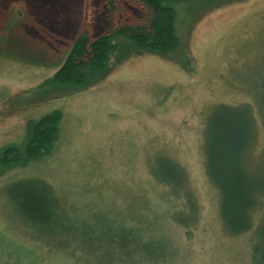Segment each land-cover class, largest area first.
Here are the masks:
<instances>
[{
	"label": "rangeland",
	"instance_id": "1",
	"mask_svg": "<svg viewBox=\"0 0 264 264\" xmlns=\"http://www.w3.org/2000/svg\"><path fill=\"white\" fill-rule=\"evenodd\" d=\"M105 2L0 0V155L19 153L0 164V264H264V207L249 231L228 233L204 147L205 128H248L242 161L264 184V0H165L177 45L162 54L116 31L148 24L150 8L118 0L117 16ZM85 33L112 36L107 62L83 84L53 82ZM51 113L50 151L25 159L27 128ZM173 165L175 190L154 171ZM25 178L50 185L56 225L63 203L84 245L21 222L7 187Z\"/></svg>",
	"mask_w": 264,
	"mask_h": 264
},
{
	"label": "trees",
	"instance_id": "2",
	"mask_svg": "<svg viewBox=\"0 0 264 264\" xmlns=\"http://www.w3.org/2000/svg\"><path fill=\"white\" fill-rule=\"evenodd\" d=\"M164 1L137 0L142 8H150L153 14L151 21L148 24L144 22L141 25L120 27L116 31L124 34L140 48L151 49L161 54L174 49L177 45L173 28L174 10L164 6L162 3ZM105 4L112 15L119 16L118 0H106ZM111 40L112 36L108 35H100L91 40L86 33L76 37L65 55L63 64L53 75V82L74 85L85 83L91 72L96 73L107 62L108 53L115 48ZM59 120L58 113H51L35 123H30L24 145L25 159H34L43 152L50 151ZM218 131L217 128H205V168L208 179L219 192V214L223 227L228 233L235 235L249 231L253 225L252 212L263 209L261 200L264 197L261 190L264 189V184L249 180L247 167L242 161L247 148L248 128H240L238 135L233 128H222L220 133ZM16 149L14 146L5 148L0 155V164L14 163L19 157ZM173 168L175 173L168 177L154 171L157 177L175 190L176 186H183L184 176L176 165H173ZM7 192L13 200L15 212L21 222L38 231L41 229L38 232L39 238L46 240V232L51 238L55 237L59 234L58 229H61L64 237L63 248L74 247L77 250L85 244L81 242L80 237L76 238L79 234L74 231V226L68 224L69 219L64 216L63 203L62 219L60 224L56 225L60 200L45 180L25 178L12 181L7 187ZM64 229H67L66 233H63ZM110 241L108 244L114 242L122 244L115 235H111ZM259 252L256 250L257 254Z\"/></svg>",
	"mask_w": 264,
	"mask_h": 264
}]
</instances>
